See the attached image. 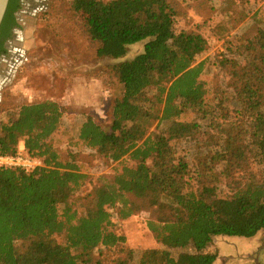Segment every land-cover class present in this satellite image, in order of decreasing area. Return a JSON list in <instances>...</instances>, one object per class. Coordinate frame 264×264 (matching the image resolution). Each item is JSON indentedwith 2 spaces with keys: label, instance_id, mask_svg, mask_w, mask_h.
I'll list each match as a JSON object with an SVG mask.
<instances>
[{
  "label": "trees",
  "instance_id": "1",
  "mask_svg": "<svg viewBox=\"0 0 264 264\" xmlns=\"http://www.w3.org/2000/svg\"><path fill=\"white\" fill-rule=\"evenodd\" d=\"M20 8L21 0L9 1L0 28V56L11 28L18 26ZM72 9L98 46L97 57L119 61L110 74L121 86L110 130L88 117L79 141L113 162L127 157L130 163L112 178L100 179L78 218L68 202L85 175L61 160L53 142L63 125L62 106L53 101L24 104L16 117L1 106L0 153L17 155L24 143L25 153L44 165L29 173L0 167V264H98L96 249L125 242L113 230L112 210L121 220L152 211L148 226L158 242L194 250L176 260L154 249L149 264H215L222 251L218 239L257 237L264 230V30L237 47L236 60L220 62L231 78L235 107L221 105L216 116L202 81L208 62L198 61L208 42L200 33L175 30L170 0H72ZM142 42L143 51L125 59L129 47ZM153 86L163 105L161 121L169 122L160 135H148L150 115L143 103ZM188 110L219 120L212 122L219 138L204 144L217 152L195 166L183 145L201 132V124L180 121ZM221 163L228 181L233 174L246 178L228 197L215 184ZM205 171L214 184L205 180Z\"/></svg>",
  "mask_w": 264,
  "mask_h": 264
},
{
  "label": "rangeland",
  "instance_id": "2",
  "mask_svg": "<svg viewBox=\"0 0 264 264\" xmlns=\"http://www.w3.org/2000/svg\"><path fill=\"white\" fill-rule=\"evenodd\" d=\"M170 1L176 11L175 30L200 33L208 42L207 51L198 61L208 62L202 81L208 90L210 110L217 116L221 105L235 107L231 78L220 62L225 58L236 60L237 47L264 30V0ZM18 22L8 54L0 64V107L11 109V116L16 117L18 108L24 104L53 101L62 106L63 125L53 142L61 160L75 164L85 175L81 189L68 202L81 218L100 179L112 178L130 163L127 157L113 162L84 147L78 137L88 117L110 130L114 102L121 96V86L110 74V68L119 61L97 57L98 46L89 39L82 16L73 11L72 0H23ZM144 45L145 42L130 46L125 59L137 56ZM158 95L156 86L145 94L143 103L150 115L148 135L163 134L169 127V122L161 121L163 105L158 104ZM180 121L201 124V132L183 145L191 163L195 166L200 159L209 161L218 149L204 144L207 138H219L212 124L218 118L204 119L188 110ZM223 164L217 165L214 178L222 194L228 197L246 178L233 174L228 181L221 174ZM204 174L205 180L214 184L209 172ZM111 212L113 230L125 242L114 248L96 249L93 258L98 264H115L119 260L149 264L154 249L168 251L176 260H185L189 253H194L190 247L173 249L158 242L148 226L153 220L152 211L137 213L127 220L119 219L117 210ZM260 238L258 251H251L255 246L247 239H218L217 247L224 252L220 264H264V235Z\"/></svg>",
  "mask_w": 264,
  "mask_h": 264
},
{
  "label": "built area",
  "instance_id": "3",
  "mask_svg": "<svg viewBox=\"0 0 264 264\" xmlns=\"http://www.w3.org/2000/svg\"><path fill=\"white\" fill-rule=\"evenodd\" d=\"M24 143L20 144V152L17 155H6L0 153V167L9 169H21L25 172H33L43 167V161L31 158L25 153Z\"/></svg>",
  "mask_w": 264,
  "mask_h": 264
},
{
  "label": "flooded vegetation",
  "instance_id": "4",
  "mask_svg": "<svg viewBox=\"0 0 264 264\" xmlns=\"http://www.w3.org/2000/svg\"><path fill=\"white\" fill-rule=\"evenodd\" d=\"M22 1L23 0H21V6H22ZM15 16H16V20H17L18 26H15V27L11 28V30H10L11 36L9 38H6L5 41H4L3 47L5 48L6 53H4L3 55L0 56V64L3 61V58L6 56V54H8L10 44L12 43V40L15 37V34L17 32V29L19 28L18 12L15 14Z\"/></svg>",
  "mask_w": 264,
  "mask_h": 264
},
{
  "label": "crops",
  "instance_id": "5",
  "mask_svg": "<svg viewBox=\"0 0 264 264\" xmlns=\"http://www.w3.org/2000/svg\"><path fill=\"white\" fill-rule=\"evenodd\" d=\"M23 147H24V145H23ZM264 235V230L261 232V233H259V235L257 236V237H255V238H252V239H248V240H246V241H250L252 244H254V248H251V251H255V250H260V248H259V242H260V236L262 237ZM238 241L240 240V241H245L244 239H237ZM226 244H229L228 242H226ZM219 248V247H218ZM220 249V248H219ZM221 250V249H220ZM250 253V252H249ZM224 256V252L223 251H221L220 253H219V256H218V259H217V261L215 262V264H220V262L222 261V257Z\"/></svg>",
  "mask_w": 264,
  "mask_h": 264
},
{
  "label": "water",
  "instance_id": "6",
  "mask_svg": "<svg viewBox=\"0 0 264 264\" xmlns=\"http://www.w3.org/2000/svg\"><path fill=\"white\" fill-rule=\"evenodd\" d=\"M10 0H0V28L4 21Z\"/></svg>",
  "mask_w": 264,
  "mask_h": 264
}]
</instances>
